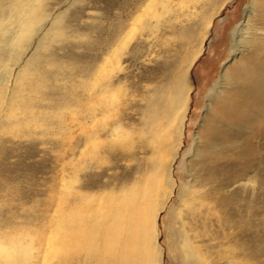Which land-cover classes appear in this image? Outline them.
<instances>
[{
	"label": "rangeland",
	"instance_id": "obj_1",
	"mask_svg": "<svg viewBox=\"0 0 264 264\" xmlns=\"http://www.w3.org/2000/svg\"><path fill=\"white\" fill-rule=\"evenodd\" d=\"M34 4L44 16L52 17L60 10L64 32L43 40L35 64H6L12 72L10 78L20 70V79L15 82L18 91L7 115L1 116L5 122L0 125V236L8 238L6 248L14 238L33 245L28 253L37 258L29 263L67 264L70 255L63 248L70 241V231L63 219L69 214L72 191L91 196L87 209L101 210L108 193L115 199L123 176L138 165L144 168L138 112L150 86L160 84L181 67V46L175 37L181 0H172L165 7L158 0H35ZM248 4L249 0H228L222 6L216 3L204 51L187 71L192 89L175 163L177 174L185 179L193 168L196 141L213 106L208 100L210 88L222 68L234 60L233 32L244 21ZM137 14L140 17L135 18ZM156 21L158 29L151 35L145 25ZM131 30L135 35L126 42ZM197 44L193 38L185 50ZM241 49L237 60L248 51L246 45ZM109 54L111 62L103 72L111 77V91L95 96L92 104L97 115L94 130L100 137L86 142L89 103L84 87L94 85L98 91L107 84L109 78L103 77L101 67ZM117 123L125 127L123 134L112 131ZM246 184L249 189L257 187V181ZM259 196L261 199L246 210L234 201L231 209L209 212L195 221L199 230L196 243L214 264H233L222 254L232 246L238 248L239 259L264 264V190ZM175 198L159 220L162 264H177L174 257L179 243L171 232L176 229ZM225 217L230 222H222ZM79 222L88 229L81 208ZM83 251L79 249L77 254ZM1 254L0 263L7 264Z\"/></svg>",
	"mask_w": 264,
	"mask_h": 264
},
{
	"label": "bare ground",
	"instance_id": "obj_2",
	"mask_svg": "<svg viewBox=\"0 0 264 264\" xmlns=\"http://www.w3.org/2000/svg\"><path fill=\"white\" fill-rule=\"evenodd\" d=\"M34 1L0 0V125L4 124L1 118L7 115L12 97L18 91L15 82L20 79V70L11 79L12 72L6 64L9 61L19 67L35 64L36 51L43 40L53 34L62 36L64 32L59 22L60 10L52 17L44 16L38 12L39 6ZM149 1L152 0L147 3ZM158 1L163 7L172 2ZM225 1L228 0H181V21L178 16L175 19L180 23L175 37L181 46V67L160 84L150 86L138 112L137 132L142 142L144 168L138 165L123 176L117 184L115 199L110 193L106 195L104 210L87 209L91 196L72 191L69 214L63 219L70 231V241L63 248L70 255L67 264H162L159 220L173 197L177 204L173 206L176 229L172 228L171 232L179 243L175 263L214 264L196 243L199 230L195 221L205 218L209 212L231 209L234 201L239 209L246 210L261 199L259 195L264 190V0H249L245 19L233 32L234 60L222 68L210 88L208 100L213 106L202 123L193 149L195 160L189 178L185 179L175 170L192 89L187 82V71L204 51L216 3L222 6ZM157 24V21L148 22L145 28L152 35L158 29ZM134 31L125 36L126 42L131 41ZM193 38L198 44L186 51L185 47ZM245 45L247 53L242 59H235ZM111 56H105L101 67L103 77L109 78L107 84L98 91H94V85L84 87L89 103L86 142L100 137L94 130L97 115L92 104L95 96L111 91V77L103 72ZM123 129L125 127L117 123L112 131L120 135ZM247 181H257V187L249 189ZM80 208L87 230L79 222ZM84 211H88L87 214H83ZM229 220L221 219L224 223ZM7 239L0 236V254L7 250L6 254H1L8 259L7 264H34L29 260L37 258L36 255L28 253L34 249L33 245L14 238L9 240L11 247L6 248ZM79 249L84 250L83 254L80 252L82 255L77 254ZM237 251L238 248L232 246L222 254L233 264H253L247 258L239 259Z\"/></svg>",
	"mask_w": 264,
	"mask_h": 264
}]
</instances>
